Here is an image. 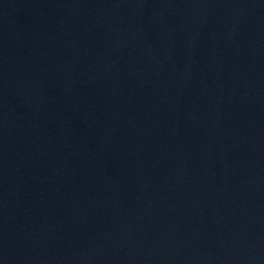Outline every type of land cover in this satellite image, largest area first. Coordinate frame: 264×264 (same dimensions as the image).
Instances as JSON below:
<instances>
[{
	"label": "water",
	"instance_id": "water-1",
	"mask_svg": "<svg viewBox=\"0 0 264 264\" xmlns=\"http://www.w3.org/2000/svg\"><path fill=\"white\" fill-rule=\"evenodd\" d=\"M0 264H264V0H0Z\"/></svg>",
	"mask_w": 264,
	"mask_h": 264
}]
</instances>
